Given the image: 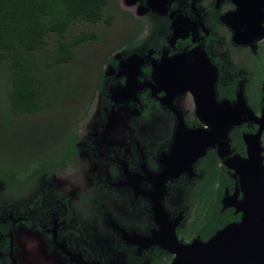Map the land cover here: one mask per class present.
<instances>
[{
  "label": "flooded vegetation",
  "instance_id": "af4514ba",
  "mask_svg": "<svg viewBox=\"0 0 264 264\" xmlns=\"http://www.w3.org/2000/svg\"><path fill=\"white\" fill-rule=\"evenodd\" d=\"M115 1L110 24L87 29L93 44L112 32L105 44H117L92 89L60 76L39 114L62 110L55 143L0 178V264H171L154 244L161 187L183 244L241 220L223 204L240 187L225 162L247 158L244 136L260 130L264 159V0ZM231 112L242 122L227 148ZM229 211L238 219L225 224Z\"/></svg>",
  "mask_w": 264,
  "mask_h": 264
},
{
  "label": "trees",
  "instance_id": "16d2710c",
  "mask_svg": "<svg viewBox=\"0 0 264 264\" xmlns=\"http://www.w3.org/2000/svg\"><path fill=\"white\" fill-rule=\"evenodd\" d=\"M110 1L0 0V71L4 65L5 107L12 118L46 111L50 93L65 83L60 76L72 69L79 49L97 38L93 30L73 27L110 24L113 15L106 14ZM6 114L0 123L12 129L13 119ZM12 175L15 171L0 170V178ZM237 219L229 211L225 224Z\"/></svg>",
  "mask_w": 264,
  "mask_h": 264
},
{
  "label": "water",
  "instance_id": "95a60500",
  "mask_svg": "<svg viewBox=\"0 0 264 264\" xmlns=\"http://www.w3.org/2000/svg\"><path fill=\"white\" fill-rule=\"evenodd\" d=\"M241 120L234 112L228 114V120L220 132L225 143L233 126L239 125ZM213 122L222 124L218 119H213ZM261 132L257 136H244L247 158L233 156L225 162L228 169L235 172L234 177L239 178L240 187L236 188L234 197H225L223 204L241 214V220L226 226L209 240L197 239L189 244L178 241L176 224H169L168 214L162 206L165 188L161 187L153 194L154 212L162 221L161 231L154 233V244L162 246L173 256L171 264H264V159ZM226 147L229 148V139ZM241 192L243 199L239 201Z\"/></svg>",
  "mask_w": 264,
  "mask_h": 264
},
{
  "label": "rangeland",
  "instance_id": "374dc122",
  "mask_svg": "<svg viewBox=\"0 0 264 264\" xmlns=\"http://www.w3.org/2000/svg\"><path fill=\"white\" fill-rule=\"evenodd\" d=\"M116 3L117 2L113 0L112 7H114ZM119 11L121 12L120 7ZM120 17L121 21L118 23L119 28H117V31L115 28V31L118 33L121 32V29H123L125 25L122 19L124 15L121 14ZM120 25L122 26L120 27ZM91 28L92 27L88 25H77L73 27V31ZM112 34H114V32H112ZM112 34L110 33V35H107L105 33V37L100 43L86 44L82 46L78 51V56L72 69L65 72L63 77L67 78V80L73 79L72 84H75L76 80H78V83L80 85L86 81L87 84L89 83L88 86H91L92 89V86L95 83L93 75L102 64L103 58L107 54L106 52L109 51L111 47L117 45L115 42L114 44L110 42L105 44V42ZM6 77L7 76L3 65V70L0 71V116H2V113L6 114L7 111L5 107V92L7 90ZM76 100V98H73L71 102H75ZM73 106L74 107L72 108V110L68 111L70 115L75 114L74 109L76 105L73 103ZM63 108H67V112V110H69V103L67 107L65 106ZM61 111L62 110H60V112H57L54 110L53 114L49 116L37 115L21 117L19 116L13 118L7 111L8 114H6V116H10L13 119L14 124L11 126V129L5 124L4 126H2V124L0 123V167L3 166L5 168H10L11 170L16 169L17 173H26L29 170L33 169V166L35 165V162H33L32 159L34 148L40 149L41 147L39 148L38 144L43 142L48 143V145H52L55 143V139L53 140L55 128H57L58 125H61L59 123L64 119V117L61 116ZM54 122L56 123V125L54 127V131H52L51 128L49 129V127L54 125ZM5 127L12 131H7ZM20 127H23V132L19 130ZM31 163L33 164V166L29 167L30 165L28 164Z\"/></svg>",
  "mask_w": 264,
  "mask_h": 264
}]
</instances>
